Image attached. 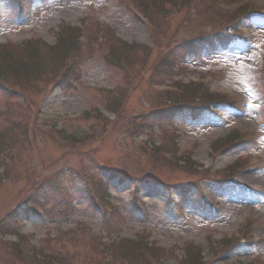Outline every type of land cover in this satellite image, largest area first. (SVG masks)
Returning a JSON list of instances; mask_svg holds the SVG:
<instances>
[{
    "label": "rangeland",
    "instance_id": "374dc122",
    "mask_svg": "<svg viewBox=\"0 0 264 264\" xmlns=\"http://www.w3.org/2000/svg\"><path fill=\"white\" fill-rule=\"evenodd\" d=\"M243 2L261 7L264 13V0H243ZM43 3V0L29 2L26 8L30 13L26 14L25 19L24 14L21 17L17 16L16 0H0V45L19 44L32 37H39L46 43L53 44L52 33L60 24L78 26L83 20L92 19L110 26L115 35L126 43L152 46V39L146 27L131 15L133 0H50L46 6L42 5ZM172 15L171 22L168 21L171 28L169 36L181 16L179 13ZM194 25L197 28L185 31L186 35L196 34L200 30L198 27H207L208 23L196 18ZM245 28L251 29L254 38L252 47L248 50L241 51L242 49L238 47L239 43L224 55L214 54L205 57L202 62L196 59L185 62L186 78L191 79L202 75L203 72L211 74L213 82L209 87L211 89L216 86L222 87L227 93L234 95L231 97L236 104L233 108L217 107L219 111L217 115L206 114L196 123H192L186 114L175 120L174 133L177 135L175 142L178 155L190 154L197 165L211 168V173L207 174L209 181L204 182L201 189L192 188L178 220L172 219L169 208L175 206L170 203L172 200L178 201L179 195L178 192H170L169 188L192 183L198 178L197 176L190 177L183 172L171 171L163 166L150 170L151 164L147 159L127 149L129 141L121 123H117L111 129L108 125L107 129L110 130L107 135L101 134L102 141L98 138L92 143L95 155L111 162L112 164L108 163L111 167L122 165L123 170L129 173L136 164L139 166V174L142 178H146V181L138 184V198L144 204L147 215L133 213L127 216L132 209L131 193L135 184L115 179L109 185V202L116 208L115 213L120 217L115 214L113 222L119 230L120 237L134 238L139 233L143 234V238L173 250L174 253L165 264H179L183 256L182 250L188 251L190 244H194L207 260L211 256L208 239L218 243L224 239L234 238L236 243L235 239L240 234V230L247 224L255 228L254 243L246 245L237 242L230 251L220 255L212 264H252L253 260L264 264V241L257 240L264 239V197L248 192V189L255 187L264 190V18L252 19L250 25ZM166 41H162L161 45H165ZM102 53L97 52L82 66V77L68 95H62L56 90L47 92V96L41 102L39 123L47 120L45 114L54 109L58 118L55 122L57 129L63 130L65 135H81L89 134L97 126L91 120L71 123L72 114L85 113L96 108L113 119V116H109L104 110L103 97L106 91L103 90L113 92L115 88L122 89L126 74L115 67L107 66ZM52 80H40L41 85L31 91L28 98L36 103L47 91ZM144 90L145 86L140 83L137 89L132 91L131 97H127L129 99L127 107L131 113L144 109L143 105L141 106L144 102L142 99V95H145ZM113 95L116 96V93ZM4 105L5 100L0 94V130L5 126L7 118L4 115L6 112ZM27 107L31 116L33 104L28 102ZM17 116L18 111L13 119ZM234 131L242 132L247 138L249 137L248 142L236 152L213 156L210 147L212 142L224 139L227 134ZM100 132L94 130L90 133ZM155 133L157 134L152 136L146 135V138L157 145L162 133L158 130H155ZM38 136V151L41 156L33 154L27 157L36 173L42 171L44 166L47 173L54 172V169L62 166L79 164L78 153L81 150L84 152V149L89 150L88 147L76 150L70 147L61 148L62 144H57L49 136L39 134ZM64 144L68 145L66 142ZM126 159H129V162ZM236 159L247 160L245 169L230 182H217L221 179L219 173ZM251 160L263 165L262 171L252 172ZM0 162H2L1 157ZM52 162L55 164L50 166ZM23 168L24 166L18 167L15 175L20 176ZM100 173L105 178L109 177L106 171ZM246 175L251 176L249 181L244 180ZM27 184H29L27 178L17 182L1 183L0 216L17 203L18 196L27 190ZM71 191L75 202L73 214L69 219L56 218L53 221L40 222L37 218H33L24 226V230L34 234L32 244L36 250L40 246L44 247V240L48 239L49 246H52L56 252L61 250L69 255H78L77 260L74 258L72 260L73 264H78L86 253L81 251L83 247L77 245L73 239H65L66 234L76 226H84L90 229L93 235L98 236L102 234V221L101 212L92 208L82 182L77 181ZM207 203H214V208H209ZM64 229L66 232H63ZM79 239L83 240L84 237L79 236ZM0 264H11L2 246H0Z\"/></svg>",
    "mask_w": 264,
    "mask_h": 264
},
{
    "label": "trees",
    "instance_id": "16d2710c",
    "mask_svg": "<svg viewBox=\"0 0 264 264\" xmlns=\"http://www.w3.org/2000/svg\"><path fill=\"white\" fill-rule=\"evenodd\" d=\"M218 40H220V38H218ZM75 45V36L70 32H66L58 37L56 47L50 49L49 51H45L43 47H37L34 49V51L31 52L33 57H28L29 61L27 63L21 62L14 52L5 53L0 56V78L4 77L5 74H9L14 83L19 84L21 90H25L26 87L31 85L32 81H35L34 78H38L43 71L56 70V68L60 66V63H63V58L75 49ZM138 48V46L129 47L128 50H125L124 55L137 59L139 58V56H137ZM107 104L108 110L112 112L115 111L117 103L114 98L108 99ZM155 118L159 119L162 118V116H156ZM8 133V130H6L0 136L1 151L7 148L10 144L11 139L8 140ZM9 152L10 151L8 150L7 154ZM125 254L131 258L133 263L136 264L138 262V259L134 258L131 250H127ZM193 262H196V260H192V263Z\"/></svg>",
    "mask_w": 264,
    "mask_h": 264
},
{
    "label": "bare ground",
    "instance_id": "6f19581e",
    "mask_svg": "<svg viewBox=\"0 0 264 264\" xmlns=\"http://www.w3.org/2000/svg\"><path fill=\"white\" fill-rule=\"evenodd\" d=\"M250 179H251V176H248V175L244 176L245 181H249Z\"/></svg>",
    "mask_w": 264,
    "mask_h": 264
}]
</instances>
